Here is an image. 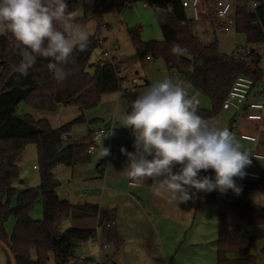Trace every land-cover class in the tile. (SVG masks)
<instances>
[{
	"label": "trees",
	"instance_id": "obj_1",
	"mask_svg": "<svg viewBox=\"0 0 264 264\" xmlns=\"http://www.w3.org/2000/svg\"><path fill=\"white\" fill-rule=\"evenodd\" d=\"M255 1V11L245 6L236 10L235 33L244 36L246 45L254 46L242 48L246 56L239 55L236 49L230 55L221 53L217 41L203 44L194 32L195 21L186 16L181 0H151L148 5L153 8L161 39L145 42L140 38L139 28L128 29L127 35L135 52L132 59L142 64L161 59L170 71L178 74L184 87L191 85L198 94L209 99L211 108L198 107L199 114L206 119L216 118L238 75L252 78L259 87L264 83V70L260 68L264 50L259 48L264 45V0ZM65 2L68 10L74 11L71 0ZM100 12L97 4L93 16L97 22ZM76 20L85 25V19L76 17ZM202 20L211 23L205 15ZM99 31L100 24L95 35L90 37L87 49L74 53L75 63L66 66L67 78L60 83L47 69L50 61L42 57L37 58L27 76H21L15 71L21 60L16 41L5 30L0 35V241L10 249L16 264H49V254H53L55 264H70L79 244L96 240V229L68 227L60 231V225L66 219L96 218L104 245H111L115 251L122 246L116 226L117 211L101 208L95 203H71L61 199L58 196L60 183L54 178L57 166L73 167L90 161L92 154L86 151L93 132L89 131L82 139L71 140L68 137L71 127L84 123L83 112L96 106L104 95L117 93L122 88L119 67L126 64V60H115V64L99 61L90 64ZM175 46L183 51L174 54ZM21 102L48 112L60 105L74 106L79 116L52 128L45 118L18 115L16 107ZM130 106L126 112L131 111ZM30 143L36 148L40 183L37 187L17 191L14 183L19 179V161ZM236 183L242 188L239 195L231 190L226 195L218 191L202 192L196 204V209L208 203L218 207L217 264H255L251 247L264 238V207L245 200L253 193H264V183L248 179ZM142 186L151 187V181ZM14 194H17V202L11 207L9 199ZM38 200L43 216L41 220H34L29 212ZM11 216L15 225L9 234L5 223ZM53 237L59 240L58 244L53 243ZM33 251L35 259L31 254ZM5 256L7 264H11Z\"/></svg>",
	"mask_w": 264,
	"mask_h": 264
},
{
	"label": "rangeland",
	"instance_id": "obj_2",
	"mask_svg": "<svg viewBox=\"0 0 264 264\" xmlns=\"http://www.w3.org/2000/svg\"><path fill=\"white\" fill-rule=\"evenodd\" d=\"M71 0V6L73 7L76 17L85 19V27L90 33V37L95 35L96 27L100 24V31L96 34L97 39H108V43L105 45L118 44L119 50L115 53L117 56H126L127 66L122 65L119 67V76L122 74L126 76L123 79L126 80L124 89L121 88L120 92L114 94L104 95L100 102L83 112L85 119L84 123L77 124L71 127L68 137L71 140L82 139L87 136L90 130L97 128L99 125L102 127V120L104 123L111 121L110 125L106 127L108 129V140L112 138V135H116L117 141H114V145L130 146L133 149L132 129L123 127V120L126 109L136 99V97L145 92L154 82L163 79L164 77H170L175 82L180 83L179 76L175 72H168L166 65L161 59H151L143 64L139 61H133L132 57L135 52L130 43L127 35V30L131 28H139V34L142 41L160 40L161 32L157 20L154 16L153 8L148 5L151 0ZM128 3L127 6H122V3ZM97 4L101 8L99 22L93 17ZM145 4V6H143ZM202 7L199 8L202 11ZM186 14L192 18L191 9H187ZM194 32L203 44H210L217 41L218 49L221 53L230 55L236 48H254V46H248L245 43L244 36L235 32L218 33L214 31V28L210 24L203 22L200 18L195 22ZM4 34V29L0 28V35ZM264 50V45L259 46ZM102 59V54L98 50L91 55L90 64ZM260 68L264 70V57L260 62ZM125 69V73L123 71ZM90 71V70H89ZM132 80L135 82L132 83ZM147 82V84L145 83ZM264 88V83L260 85ZM189 96H194L198 101V106L203 109H210L211 103L209 99L196 92L191 85L185 86ZM124 91V92H123ZM129 91V92H128ZM123 92V93H121ZM124 94H127L124 96ZM16 113L18 115H29L34 119L45 118L52 128H58L59 126L66 124L77 116L79 113L74 106H59L56 110L39 111L33 109L30 105L21 102L16 107ZM222 111L219 112L221 114ZM219 114L216 118L219 117ZM114 116V119L112 117ZM114 138H112L113 140ZM129 148L127 151H130ZM113 153L114 148L112 149ZM121 153V151H120ZM107 156H105L106 159ZM99 154H92L90 161L83 164L85 167H89V174H84L77 179L71 178L67 174V168L62 167L61 178H59L60 187L58 189L59 195L63 199L70 198L68 200L75 201L78 196L83 197L85 193L86 200H95L98 196L103 197V203L109 205L110 208H121L126 203H130L129 198L121 195H113V191L109 188L114 186L116 188H125L126 180L121 181L119 179H110L108 183H105L103 179L97 177L94 174L93 168L95 164L101 159ZM112 167V173L119 172V163L114 160ZM121 165V164H120ZM33 166H38V159L36 148L34 144H28L19 161V179L14 183L16 190L21 188L37 187L40 183L39 170L34 169ZM122 167V166H121ZM105 175V174H104ZM128 180V179H127ZM132 193L136 194L135 191ZM94 196V197H93ZM17 202V194H14L9 199V205L14 207ZM141 210V209H140ZM189 217V223L182 228L175 226L172 219V229L162 234L161 237L154 235L149 230L151 223L149 220L139 221L135 224L137 227L135 232H132V241L126 244V254H120L115 256L114 261L117 264H217L216 261V246L214 244L216 240L217 221H218V207L215 204L208 203L198 209L193 207L190 213H185ZM29 215L34 220L42 219V205L38 200L33 205L29 212ZM177 216V215H176ZM173 215V217H176ZM153 218V217H152ZM135 219V218H134ZM129 220L128 228L131 229V222L135 220ZM154 219V218H153ZM69 220H64L60 225V231L65 230L69 226ZM156 220H153V222ZM168 220L164 223L168 224ZM136 222V221H135ZM134 223V222H133ZM15 225L14 217H10L5 223V229L10 234L13 231ZM140 232V233H139ZM164 233V232H163ZM142 237L149 240L146 247H142L145 243ZM150 239H147L149 238ZM147 242V241H146ZM102 243H94L88 241L81 243L75 249V255L70 260V264H84L88 263V259H92L102 264H111L105 262V255L112 257L114 248H103ZM173 247V251L169 250ZM136 250L135 253H131L130 249ZM151 249V252H150ZM125 251V250H124ZM251 252L255 258V264H264V238L256 241L251 247ZM143 253L145 255H143ZM32 258L35 259L36 254L33 251ZM233 256V255H231ZM49 264H55L53 254H49ZM0 264H7V259L0 248Z\"/></svg>",
	"mask_w": 264,
	"mask_h": 264
},
{
	"label": "clouds",
	"instance_id": "obj_3",
	"mask_svg": "<svg viewBox=\"0 0 264 264\" xmlns=\"http://www.w3.org/2000/svg\"><path fill=\"white\" fill-rule=\"evenodd\" d=\"M198 2L193 0V6ZM0 28L16 41L21 60L15 71L27 76L42 57L50 61L47 69L58 83L67 78L66 66L75 63L74 53L90 43L89 31L65 0H0ZM182 51L179 46L172 49L174 54ZM198 104L170 77L157 80L131 103L122 126L132 129L135 151H120L128 158L124 173L133 187L150 180L156 197L176 205L199 192L240 194L236 179L247 175L251 154L218 120L201 116ZM108 155L103 144V157ZM176 165L180 167L174 171ZM209 169L214 178L199 175Z\"/></svg>",
	"mask_w": 264,
	"mask_h": 264
},
{
	"label": "crops",
	"instance_id": "obj_4",
	"mask_svg": "<svg viewBox=\"0 0 264 264\" xmlns=\"http://www.w3.org/2000/svg\"><path fill=\"white\" fill-rule=\"evenodd\" d=\"M185 12H187V9H185ZM186 16L190 19L188 14H186ZM121 57H124L121 60H126V56L119 55V58H121ZM124 66L126 69L127 63L124 64ZM125 69H123L124 73H125ZM166 69L168 72L173 73V71H170L167 67H166ZM122 76H125V75L122 74ZM122 76H121V78L123 80L122 89H124L125 88L124 84H125L126 80H124L123 79L124 77H122ZM125 78H126V76H125ZM133 82H135V80H132V83ZM145 83L147 84L146 81H145ZM124 90H126V89H124ZM257 90H259V88L255 89V91H257ZM261 90L264 91V89H261ZM261 90H259V91H261ZM123 92H121V93H123ZM195 94H198V93L196 92ZM254 94L256 96H259V94H261V93H254ZM221 111H222V113L219 114V117L214 118V119H216L220 122L221 127H227L232 133L235 134L236 138L239 140V142L241 143L243 148L251 154L250 157H252V155L254 153H259L261 155H264V132L259 131V129H258L259 123L258 122L249 121L245 118L246 114L256 113V111H247V110L244 111V109L241 107L231 108L229 110H221ZM112 119H114V116L112 117ZM102 122H103V124H105L103 120H102ZM110 123H111V121H110ZM103 124H102V126H103ZM260 124H264V120H262V123H260ZM99 128H101V125H99L97 128H94L93 130H90V132H94L95 130H97ZM240 134H248V135L257 136L256 144H253L250 141H245V140L240 139V137H239ZM132 137H134V135H132ZM112 138H114V139L112 140ZM112 138H110V139L112 141V145H114V141H117L119 139H117L116 135H112ZM134 139H135V137H134ZM134 139L132 141V146L134 143ZM103 140H104L103 144H106L109 142L108 138H106V137H104ZM118 146L119 145L112 146V149L114 148L115 153L110 152V155H108L106 157V159H105V157H103V151L101 150V148L99 147L98 149H96V151L93 154H99L100 155L99 159H101V160L95 164V166L93 168V172L95 175H97L98 178L103 179V181H105V183H107V184H109L108 180H110L112 178L113 179H119L121 181L126 180V185H125L124 189L123 188L119 189V188H116L114 186H111V188H109V189L111 191H113V193H112L113 195H121L123 197L129 198L130 203H126L124 206H121V208H110L109 205H106L103 203V199H104L103 197L98 196V198H96L95 200H86L85 199V193L82 194L83 197L78 196L76 198V199L80 198V200L71 201V200H68L70 198L65 199L71 203H95V204H98L101 208L115 209L117 211L116 226H117L118 233H119V235L123 241L122 246L118 250L115 251L111 245L106 244V247H104V245H102L103 248H112L114 250L112 257L105 255V258H106L105 262H108L111 264L113 262L116 263L114 261L115 256L118 257L117 255L126 254V249H124V248H128V247H126L127 246L126 244H128V242L132 241V239H133V238H131L132 232L136 231L137 227H135V224H137V222L142 221V220H145V221L149 220L151 223L149 230L152 231L154 235L156 234L158 237H161L162 234H165L166 231L172 229V227H171L172 226V221H171L172 219L174 220L173 224L175 226H177V228L180 229V228H182V226L184 227L186 224L189 223V217L185 213H190L194 206L196 208L198 198L202 193V192L197 193L196 196L192 200H189L186 203H180V204L176 205L174 203L169 204V203L161 200L160 198L156 197L153 193L152 187H147V186H142V185L133 187L131 185L129 178L124 173V168H126L128 158L125 155H123L122 153H120ZM129 147L130 146L128 145V146H125L124 148L128 149ZM129 150H130L129 152L135 151L134 148L133 149L129 148ZM114 160L117 163L120 162L121 165L119 164V167H120L119 172H116L113 174L112 173V167L114 165L113 164ZM99 164H103L104 165L103 168H98ZM62 167H65V166H57L54 170V178L57 179L58 181H59V178L62 177L61 176V172L63 170ZM33 168L37 169V168H35V166H33ZM66 168L68 169L67 174L71 178L76 177L77 179L82 177V175H84V174H87V173L89 174V170H90L89 167H85V166H83V164L82 165H75L73 167H66ZM174 171H176V170H174ZM246 171H250V172L257 174L258 178L254 179V180H259L262 183H264V159H258V158L253 159V163L246 168ZM199 175L200 176L207 175V176L214 178L215 172L212 169H209L206 172L201 170ZM244 179H245V177L243 179L237 178L236 182L242 181ZM248 180H252V179H248ZM132 191H135L136 194L132 193ZM192 191L195 192V189H193ZM58 196L60 197L59 191H58ZM61 199H63V198H61ZM245 200H249V201H251V202H253L259 206L264 207V193H253L251 195L246 196ZM173 215H175V216L177 215V216L173 217ZM130 219L131 220L134 219L136 221V222L133 221L134 223L133 222L130 223V224H132L131 229L128 228V224L126 223V221L129 223ZM153 220H156V221L153 222ZM165 220H168L167 222H169V223L168 224L164 223ZM68 223H69V225H71L69 227L96 229L98 235L96 237V240L92 241V242H94V243L100 242V243L104 244L103 237L100 235V231L97 227V219L96 218L71 219V220H69ZM216 227H217V225H216ZM147 239H150V237ZM142 240L145 241V243L143 244L142 247H146L149 243V240H146L143 237H142ZM214 244H215V242H214ZM130 250H131V253L136 252V250H134V249H130ZM167 251H169V252L173 251V247L171 246V248ZM150 252H151V249H150ZM215 253H216V251H215ZM143 255H145V254L143 253ZM232 257L233 256H231V258ZM92 261H93L92 259H88V263L85 262L84 264H89ZM95 264H102V261L101 262L96 261Z\"/></svg>",
	"mask_w": 264,
	"mask_h": 264
},
{
	"label": "built area",
	"instance_id": "obj_5",
	"mask_svg": "<svg viewBox=\"0 0 264 264\" xmlns=\"http://www.w3.org/2000/svg\"><path fill=\"white\" fill-rule=\"evenodd\" d=\"M125 2L122 3V6H127ZM181 5L184 9H191L192 11V19L196 22L199 21L200 18L202 19V15L209 17L211 20L210 24L211 27L214 28L215 32L218 33H229L235 32V24H236V10L239 6H245L250 11H255L257 3L255 0H208V2L204 3V0H199L198 4L193 6V0H181ZM145 6V4H143ZM202 11L199 10V8ZM108 39H97L96 48L102 54V59L98 60L101 64H115V60H119V56L115 53L119 50V46L116 43L112 45H107ZM239 55L246 56L247 53H244L242 48H236L235 50ZM260 87L253 81L252 78L245 76V75H238L232 85L230 86L221 106V110H229L231 108H238L241 107L244 111H256V113H248L245 115V118L249 121H254L259 123V131L264 132V124L262 120H264V91H255ZM129 92V91H128ZM254 93H261L259 96H256ZM108 135L107 128H99L93 132L91 143L88 146L86 151L87 154H93L96 149L99 147L103 151V144L102 140L104 137ZM240 139L245 141H250L253 144L257 142V136L255 135H248V134H240ZM104 147L108 148L110 152L112 151V141L109 140L108 143L104 144ZM124 148L123 145H119L118 149ZM258 158L264 159V155L259 153H254L250 159ZM103 164H99L98 168H103ZM36 168V167H35ZM247 175L245 179H257L258 175L246 171ZM106 247V245H104ZM96 261H92L89 264H95Z\"/></svg>",
	"mask_w": 264,
	"mask_h": 264
},
{
	"label": "water",
	"instance_id": "obj_6",
	"mask_svg": "<svg viewBox=\"0 0 264 264\" xmlns=\"http://www.w3.org/2000/svg\"><path fill=\"white\" fill-rule=\"evenodd\" d=\"M123 58H124V57H121L120 59H123ZM109 125H110V121H108L107 123L103 124L102 127H103V128H106V127H108ZM179 167H180L179 165L174 166V170H177ZM53 243L56 245V244L59 243V240L53 237ZM0 248H1V249L4 251V253L7 255V257H8V259H9L10 263H11V264H16V262H15V258H14V256H13V254L11 253L10 249H9L4 243H2L1 241H0Z\"/></svg>",
	"mask_w": 264,
	"mask_h": 264
}]
</instances>
